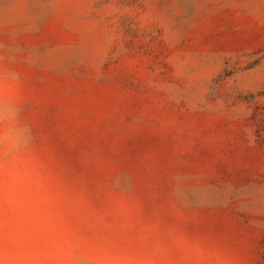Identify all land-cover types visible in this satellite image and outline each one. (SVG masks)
Masks as SVG:
<instances>
[{"label": "rangeland", "instance_id": "rangeland-1", "mask_svg": "<svg viewBox=\"0 0 264 264\" xmlns=\"http://www.w3.org/2000/svg\"><path fill=\"white\" fill-rule=\"evenodd\" d=\"M0 264H264V0H0Z\"/></svg>", "mask_w": 264, "mask_h": 264}]
</instances>
